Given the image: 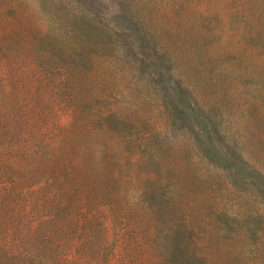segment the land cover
<instances>
[{
    "label": "rangeland",
    "instance_id": "374dc122",
    "mask_svg": "<svg viewBox=\"0 0 264 264\" xmlns=\"http://www.w3.org/2000/svg\"><path fill=\"white\" fill-rule=\"evenodd\" d=\"M0 264H264V0H0Z\"/></svg>",
    "mask_w": 264,
    "mask_h": 264
}]
</instances>
